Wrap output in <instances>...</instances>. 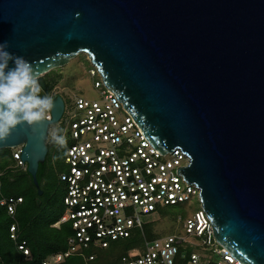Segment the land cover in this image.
Instances as JSON below:
<instances>
[{
  "label": "water",
  "instance_id": "obj_1",
  "mask_svg": "<svg viewBox=\"0 0 264 264\" xmlns=\"http://www.w3.org/2000/svg\"><path fill=\"white\" fill-rule=\"evenodd\" d=\"M5 41L32 63L41 97L47 73L86 54L156 149L190 156L178 173L198 186L216 242L264 264V0H0ZM52 98L50 119L0 141L23 146L39 195L66 105Z\"/></svg>",
  "mask_w": 264,
  "mask_h": 264
},
{
  "label": "built area",
  "instance_id": "obj_2",
  "mask_svg": "<svg viewBox=\"0 0 264 264\" xmlns=\"http://www.w3.org/2000/svg\"><path fill=\"white\" fill-rule=\"evenodd\" d=\"M90 74L99 77L94 86L100 89V97L75 96L71 105H65L58 122H68L71 144L64 160L67 170L60 174L66 183L65 211L55 225L70 222L73 235L66 251L33 262L27 242L19 239L18 225L12 224L10 237L25 256L23 264H60L75 255L87 262L94 260L96 254L87 255L86 249L107 248L113 241L130 236L135 228L144 232L143 215L193 197L199 208L191 217H178L182 232L145 238L144 247L129 249L118 264H243L220 244V248L213 247V227L201 206L200 190L196 184L188 185L178 173L189 164L190 156L179 147L162 154L115 92L104 85L94 66ZM12 150L17 166L27 169L21 159L23 146ZM22 201L10 196L0 202L14 215Z\"/></svg>",
  "mask_w": 264,
  "mask_h": 264
},
{
  "label": "trees",
  "instance_id": "obj_3",
  "mask_svg": "<svg viewBox=\"0 0 264 264\" xmlns=\"http://www.w3.org/2000/svg\"><path fill=\"white\" fill-rule=\"evenodd\" d=\"M45 79L48 84V95L54 96L52 82L46 77ZM64 129V125L58 128L61 135H64ZM68 132L69 130L66 131V139L70 140ZM49 153L48 151L46 161L42 166V172L40 164L37 175L40 189L43 191L39 195L37 193V186L34 184L33 177L28 173V170L17 166V162L13 156V150L9 148L0 149V201L2 198L10 196L21 197L23 199L17 205L14 215L10 214L7 206L0 202V212L6 216L3 223H0V264H23L25 261V256L18 250L16 242L10 237V227L14 223L18 225L17 232L19 239L26 241L31 250L33 262H39L52 253L66 251L68 249V239L73 235L71 223L62 222L58 226L55 225L65 211L64 196L66 183L60 179L62 171L57 177L58 182L53 187V191H48V187H51L52 184L49 179ZM15 184H18L22 188L16 187ZM160 211L166 214L163 209ZM2 225H5L6 228L4 229ZM143 231L135 228L130 236L113 241L107 248L91 247L86 249L85 253L87 255L96 254V258L87 263L108 264L103 261L104 254L109 256V264H118L122 256L129 249L133 247H144L145 238H156L151 233L150 224L145 223ZM134 243H137V245H132ZM87 263L83 257L75 255L60 264Z\"/></svg>",
  "mask_w": 264,
  "mask_h": 264
},
{
  "label": "rangeland",
  "instance_id": "obj_4",
  "mask_svg": "<svg viewBox=\"0 0 264 264\" xmlns=\"http://www.w3.org/2000/svg\"><path fill=\"white\" fill-rule=\"evenodd\" d=\"M91 66L88 56L86 54H79L72 58L68 64L47 73L45 77L50 80L54 86L53 94L60 93L66 105L69 106L73 102L75 96H82L88 99H98L100 97V89L94 86L95 79L99 77H94L90 74ZM64 122L54 124V128L52 127L51 129L50 138H52L53 131L58 129L61 125L65 126L64 136L67 137L66 131L68 122L65 120ZM70 144L71 140L66 139V144L64 146L54 144L49 147V179L52 183L51 187H48L49 192H52L54 189L53 187L57 184L59 173L67 170L64 164V158L66 149ZM15 186L20 189L22 188L18 184H15ZM198 208L199 202L196 197H193L191 200L184 203L163 207L162 209L166 214H163L162 211L159 210L157 213L143 215V220L145 223L151 225V233L154 236L161 237L174 232H182V223L178 221V217H191ZM5 219L6 216L0 212V223H3ZM2 227L4 229L6 228L5 225H2ZM192 239L200 240L201 238L192 237ZM213 241V247H221L216 242L215 238ZM132 245H137V243ZM103 261L109 264V256L103 254Z\"/></svg>",
  "mask_w": 264,
  "mask_h": 264
},
{
  "label": "clouds",
  "instance_id": "obj_5",
  "mask_svg": "<svg viewBox=\"0 0 264 264\" xmlns=\"http://www.w3.org/2000/svg\"><path fill=\"white\" fill-rule=\"evenodd\" d=\"M9 42L0 43V141H5L13 129L23 122L29 126L50 119L55 104L51 96L41 97L42 86L31 62L10 53ZM9 61L14 62L9 67ZM53 141L60 146L66 137L53 131Z\"/></svg>",
  "mask_w": 264,
  "mask_h": 264
}]
</instances>
